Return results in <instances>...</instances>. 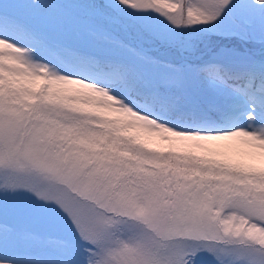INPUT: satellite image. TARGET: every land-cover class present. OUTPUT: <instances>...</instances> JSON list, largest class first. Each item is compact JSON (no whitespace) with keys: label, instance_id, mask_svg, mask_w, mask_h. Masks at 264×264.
<instances>
[{"label":"snow or ice","instance_id":"6c2138e0","mask_svg":"<svg viewBox=\"0 0 264 264\" xmlns=\"http://www.w3.org/2000/svg\"><path fill=\"white\" fill-rule=\"evenodd\" d=\"M0 264H264V0H0Z\"/></svg>","mask_w":264,"mask_h":264}]
</instances>
